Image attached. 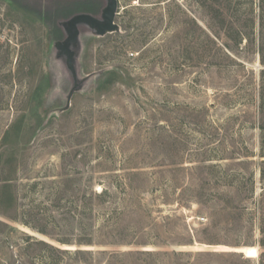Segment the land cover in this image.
Returning a JSON list of instances; mask_svg holds the SVG:
<instances>
[{"label": "rangeland", "instance_id": "1", "mask_svg": "<svg viewBox=\"0 0 264 264\" xmlns=\"http://www.w3.org/2000/svg\"><path fill=\"white\" fill-rule=\"evenodd\" d=\"M118 2L60 112L105 0H0V264H261L264 0Z\"/></svg>", "mask_w": 264, "mask_h": 264}, {"label": "water", "instance_id": "2", "mask_svg": "<svg viewBox=\"0 0 264 264\" xmlns=\"http://www.w3.org/2000/svg\"><path fill=\"white\" fill-rule=\"evenodd\" d=\"M118 0H105V5L99 16L89 12H78L60 22L65 32V38L57 40L54 47L57 50V58L63 59L73 79V86L67 96L65 106L58 111H66L71 106V100L76 91L83 88L84 83L92 76L86 75L80 78L77 69V59L81 51V28H88L95 36H104L108 33L120 31V26L115 18L118 11Z\"/></svg>", "mask_w": 264, "mask_h": 264}, {"label": "trees", "instance_id": "3", "mask_svg": "<svg viewBox=\"0 0 264 264\" xmlns=\"http://www.w3.org/2000/svg\"><path fill=\"white\" fill-rule=\"evenodd\" d=\"M263 17V15H262ZM264 19V17H263ZM11 185L6 183L5 185H3L1 187V190H0V201L4 204H12L14 202V194L10 191L11 190ZM106 194V191L103 190L99 196H103ZM262 245H264V243H262ZM264 254V253H262ZM261 264H264V260H262Z\"/></svg>", "mask_w": 264, "mask_h": 264}, {"label": "flooded vegetation", "instance_id": "4", "mask_svg": "<svg viewBox=\"0 0 264 264\" xmlns=\"http://www.w3.org/2000/svg\"><path fill=\"white\" fill-rule=\"evenodd\" d=\"M101 12H102V10H101ZM90 13V12H89ZM93 14V13H92ZM101 14V13H100ZM95 15V14H94ZM97 16H99V15H97ZM82 32V31H81Z\"/></svg>", "mask_w": 264, "mask_h": 264}]
</instances>
